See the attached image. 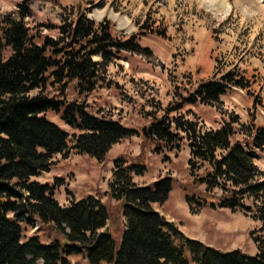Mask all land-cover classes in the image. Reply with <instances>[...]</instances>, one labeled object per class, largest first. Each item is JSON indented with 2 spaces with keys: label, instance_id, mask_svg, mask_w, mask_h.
Instances as JSON below:
<instances>
[{
  "label": "trees",
  "instance_id": "1",
  "mask_svg": "<svg viewBox=\"0 0 264 264\" xmlns=\"http://www.w3.org/2000/svg\"><path fill=\"white\" fill-rule=\"evenodd\" d=\"M32 17L30 0H23L17 11L0 21V264H73L70 257L81 255L89 264H264V239L256 241V255L221 251L188 238L156 210L155 204L163 206L169 200L174 178L136 184L133 177L147 172L144 163H136L143 153L131 162L124 157L113 162L109 195L123 201L126 219L119 250L107 228L108 209L99 198L88 195L62 206L56 199L62 180L52 185L32 180L50 172L57 155L67 158L75 152L104 162L113 146L137 135L143 144H155V153L168 150L177 155L187 140L191 175L196 178L206 164L211 168L195 181L206 185V193L216 188L222 192L210 206L245 213L251 209L246 199L264 206V172L256 164L264 151V125L251 124L250 141L242 142L234 140L235 124L244 127L239 116L218 129H205L192 112L165 115L136 130L96 115L84 102L64 98L68 86L73 84L79 97L87 96L100 87L109 66L123 53L152 52L136 35H115V23L106 18L97 22L71 9L61 15L60 24L31 27L27 20ZM236 76L229 71L201 84L185 103H219L230 88L244 87ZM50 87H57L60 96L46 94ZM49 112L75 132L49 120ZM192 201L186 196L193 214L208 205L200 200L195 209ZM257 219L264 223L260 210ZM36 223L50 226L63 239L45 243L34 235L24 240L23 225Z\"/></svg>",
  "mask_w": 264,
  "mask_h": 264
},
{
  "label": "rangeland",
  "instance_id": "2",
  "mask_svg": "<svg viewBox=\"0 0 264 264\" xmlns=\"http://www.w3.org/2000/svg\"><path fill=\"white\" fill-rule=\"evenodd\" d=\"M22 1L0 0V21L6 14L17 11ZM30 4L33 17L27 22L31 27L60 24L61 15L75 9L97 22L105 18L113 21L115 35L125 38L136 35L142 47L152 52L123 53L120 60L109 66L95 92L79 97L70 84L64 93L68 101L84 102L90 112L136 130L165 115L173 118L192 112L205 129H218L233 116H239L244 127L235 124L234 140L248 142L251 124L264 125V0H30ZM44 33L57 35L56 31L44 30ZM229 71H235L236 79L242 78L244 87L230 88L213 105L185 103L201 84L221 79ZM59 93L57 87L46 92L50 96H60ZM180 105L183 106L180 110L174 109ZM47 117L70 134L75 132L59 115L49 112ZM155 147V144H143L142 137L137 135L113 147L104 162L75 152L67 158L57 155L50 172L32 180L50 185L62 180L63 185L56 192L60 204L66 199L79 200L88 195L99 198L108 209L107 228L119 250L126 219L123 201L109 195L113 162L118 157L131 162L143 153L144 157L136 163H144L147 172L134 177L138 185H151L165 176L174 178L166 205H154L155 209L170 212L180 230L208 246L256 254V241L264 239V223L257 219L259 210L264 214V206L260 203L256 206L250 199H246V205L251 208L246 213L210 206L222 192L216 188L206 193V185L195 181L211 168L206 164L196 173V178L191 175L188 141L183 142L177 155L168 150L157 154ZM256 164L264 172V151ZM186 196L193 198L195 209L199 208L200 200L208 205L193 214ZM23 230L24 240L34 235L43 242L63 239L41 223L24 224ZM70 260L73 264H89L84 255L72 256Z\"/></svg>",
  "mask_w": 264,
  "mask_h": 264
},
{
  "label": "crops",
  "instance_id": "3",
  "mask_svg": "<svg viewBox=\"0 0 264 264\" xmlns=\"http://www.w3.org/2000/svg\"><path fill=\"white\" fill-rule=\"evenodd\" d=\"M118 145V144H117ZM116 146V145H115ZM115 146H113V147H115ZM135 177V176H134ZM134 177H133V181L135 182V180H134ZM138 177V176H137ZM140 177V176H139ZM136 183V182H135ZM137 184V183H136ZM81 199H83V198H81ZM81 199H79V200H81ZM79 200H76V201H79ZM60 201V200H59ZM71 201L72 200H64V201H62L61 202V205L62 206H69L70 204H71ZM155 205H157V204H155ZM166 205V204H165ZM156 210H158V209H156ZM159 211V210H158ZM163 215H165V217H167L168 218V220L169 221H175V218H173L172 216H170V212L169 213H162ZM125 227H126V224H125ZM125 227H124V229H125ZM184 234H185V236H187V237H189V238H191V239H195V238H193V237H191V236H189V234H187L185 231H183V230H181ZM45 243H47V242H45ZM259 253V251L256 253V254H258ZM256 254H253V255H256ZM87 261V260H86Z\"/></svg>",
  "mask_w": 264,
  "mask_h": 264
}]
</instances>
